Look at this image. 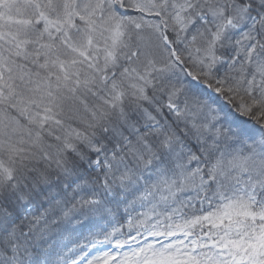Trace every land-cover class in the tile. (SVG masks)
Instances as JSON below:
<instances>
[{
  "label": "snow or ice",
  "instance_id": "obj_1",
  "mask_svg": "<svg viewBox=\"0 0 264 264\" xmlns=\"http://www.w3.org/2000/svg\"><path fill=\"white\" fill-rule=\"evenodd\" d=\"M0 264H264V0H0Z\"/></svg>",
  "mask_w": 264,
  "mask_h": 264
}]
</instances>
